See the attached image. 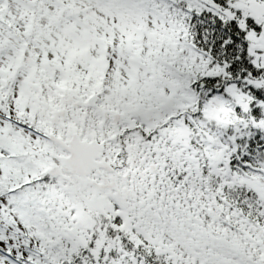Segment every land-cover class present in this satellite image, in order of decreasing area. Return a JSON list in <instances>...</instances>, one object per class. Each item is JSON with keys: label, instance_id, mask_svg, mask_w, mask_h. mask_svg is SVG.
I'll return each instance as SVG.
<instances>
[{"label": "snow or ice", "instance_id": "6c2138e0", "mask_svg": "<svg viewBox=\"0 0 264 264\" xmlns=\"http://www.w3.org/2000/svg\"><path fill=\"white\" fill-rule=\"evenodd\" d=\"M0 264H264V0H0Z\"/></svg>", "mask_w": 264, "mask_h": 264}]
</instances>
